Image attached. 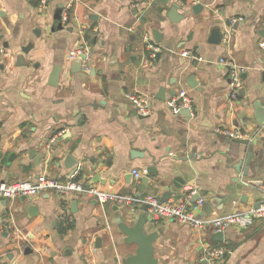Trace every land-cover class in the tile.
I'll use <instances>...</instances> for the list:
<instances>
[{"label":"crops","instance_id":"obj_1","mask_svg":"<svg viewBox=\"0 0 264 264\" xmlns=\"http://www.w3.org/2000/svg\"><path fill=\"white\" fill-rule=\"evenodd\" d=\"M57 4L65 6L67 20L64 30L53 32ZM167 4L46 0L43 7L40 0H0V181L45 175L132 195L152 168L142 194L162 198L174 179L182 180L173 192L182 198L190 191L209 202L203 217L264 204V125L253 109L256 101L264 105V0H187L177 23L166 18ZM195 5L201 6L197 14L191 11ZM228 25L229 41L212 44L211 33ZM85 35L94 70L87 76L71 73L68 59ZM144 35L159 48L153 57L144 49ZM221 57L243 68L235 99ZM54 66L61 68L56 86L48 84ZM179 90L193 100L189 117L168 106L169 93ZM135 94L147 97L148 115H138L127 99ZM234 129L247 135L240 139L252 151L244 178L234 166L246 146L223 133ZM30 150L40 158L37 165ZM134 170L142 172L140 180ZM176 200L171 195L166 201ZM29 205L35 213H27ZM140 215L146 217L145 232H157V264H207V245L224 249L220 264H264V216L245 229L227 227L217 241L210 229L150 222L143 206L50 192L26 201L0 199V264H124L136 245L124 242L115 220L132 225Z\"/></svg>","mask_w":264,"mask_h":264},{"label":"built area","instance_id":"obj_2","mask_svg":"<svg viewBox=\"0 0 264 264\" xmlns=\"http://www.w3.org/2000/svg\"><path fill=\"white\" fill-rule=\"evenodd\" d=\"M41 5H46V0H40ZM63 21L67 20L63 16ZM231 28L228 25L222 32V40L227 43L230 39ZM144 49L150 57H153L158 46L147 36H143ZM89 40L83 37L81 41L69 52L68 59L74 60L84 55L81 60V69L89 71ZM260 48H264V41L259 43ZM218 63L226 70L228 79L229 96L231 99L237 97L238 91L242 87L241 73L243 68L238 66L232 59L221 57ZM127 99L133 104L136 113L140 116L149 114L150 105L145 95L135 94L127 96ZM193 100L184 90H179L168 101V106L173 112L180 109H187L190 114L193 111ZM229 138H244L247 135L241 130H226L223 132ZM132 175L136 180H140L142 172L132 171ZM50 192L58 197L66 198L69 196H78L83 198H92L99 202L114 203L122 206H143L150 222H158L160 220H174L180 225H186L190 228L201 232L210 229L214 233L224 231L229 226L239 229H245L252 224L255 219L264 216V204L258 208H248L245 210L234 211L227 215L216 217H199L198 211L202 207L203 200L198 199L194 203H190L193 192L184 195L176 201H160V198L152 193L126 195L114 192H107L90 184H84L82 181L70 179L67 181L49 178L45 175L40 176L34 181L5 182L0 181V199L16 200L21 197H34L41 193ZM108 229L109 227L106 226ZM205 260L207 264H220L223 258L224 249L218 246L207 245L204 249ZM86 264H97L96 260L90 259Z\"/></svg>","mask_w":264,"mask_h":264},{"label":"water","instance_id":"obj_3","mask_svg":"<svg viewBox=\"0 0 264 264\" xmlns=\"http://www.w3.org/2000/svg\"><path fill=\"white\" fill-rule=\"evenodd\" d=\"M242 1H249V0H242ZM168 0H163V4H167ZM187 5V0H177L176 2L171 1L168 2L166 6V12L165 16L169 20L170 23H177L180 20L184 18L183 14H178V11L181 9H184ZM63 4H57L53 16H52V26L51 31L57 32L62 31L65 29V21L62 19V12L64 9ZM201 10L200 5H195L191 8V11L194 14H197ZM187 14V12H186ZM76 25V24H75ZM72 28H67L68 31H71ZM258 34H261V32H258ZM222 38V32L219 29L214 30L211 33L210 36V42L212 44H218ZM159 37L156 36L154 32V41L158 42ZM31 46H25L22 48V52L24 55H27ZM90 51V50H89ZM1 52V48H0ZM84 59V55H81L74 59L69 64V70L73 74H84L85 76L90 75L94 72V70L83 71L81 69V60ZM24 62V60H22ZM61 72V68L59 66H54L52 68V71L49 75L48 84L52 86H56L58 84L59 75ZM262 79H264V72L261 74ZM189 80H193V78H189ZM188 83V81H187ZM162 92V90H161ZM171 96H173L175 93L170 92ZM253 109H254V117L256 119V122L258 124L264 125V105L263 102L256 101L253 103ZM181 115L190 116V113L187 109H182L180 112ZM232 141L234 143L243 144L246 146L245 151L243 152L244 155L237 160V164L234 166V170L237 174L241 173V177L244 178L248 174V170L250 169V163L252 159V151L250 150V144L249 141L246 139H240V138H233ZM136 150H131L130 155L136 154ZM30 158L33 159V163L35 165L38 164V161L40 158L34 159V151H29ZM68 160V157H67ZM10 162V159H8V163ZM243 167V168H242ZM153 172L152 168H147L145 170V175L143 178H141L140 184L137 186V196L141 195L142 192L145 190L146 184L148 182V177ZM183 181L179 179H174L171 184L168 186V191L160 198V201L165 202L171 195H175L177 199L181 198V194H175L174 189H181L183 185ZM200 197L198 194H194L190 200V203H194L196 200H198ZM22 201H26L27 197H21ZM74 204V203H73ZM260 205L259 202L255 204L254 208H258ZM208 207H210L209 202H204L201 207V212L199 214V217H203L204 215L208 214L210 211H208ZM143 210L145 211V208L143 207ZM27 213L33 211V213L36 212L33 205H29L27 208ZM115 223L118 226L119 231L124 235V242L126 244H135L136 245V251L133 255L127 256L124 259V264H157V260L154 257V251H153V243L157 237V232L152 231L149 233H146L144 228L146 225V217L143 215H140L134 224L127 225L126 223L122 222L121 218L117 217L115 220ZM214 240L221 241L223 239V232H215L213 234Z\"/></svg>","mask_w":264,"mask_h":264},{"label":"trees","instance_id":"obj_4","mask_svg":"<svg viewBox=\"0 0 264 264\" xmlns=\"http://www.w3.org/2000/svg\"><path fill=\"white\" fill-rule=\"evenodd\" d=\"M84 37H85L86 39H89V37H88V36H86V35H85Z\"/></svg>","mask_w":264,"mask_h":264}]
</instances>
